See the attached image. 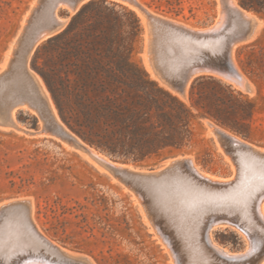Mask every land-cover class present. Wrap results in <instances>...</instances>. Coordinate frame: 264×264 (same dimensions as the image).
Segmentation results:
<instances>
[{
	"label": "rangeland",
	"instance_id": "rangeland-1",
	"mask_svg": "<svg viewBox=\"0 0 264 264\" xmlns=\"http://www.w3.org/2000/svg\"><path fill=\"white\" fill-rule=\"evenodd\" d=\"M140 1L149 10L179 21L181 24L176 26L188 36L207 35L208 30L220 25L214 30L220 35L217 37L220 45L216 55L222 60L226 57L225 44L229 37H237L241 32L248 33V36L244 38H237L229 54L231 64L236 66L244 77L245 86L224 77L216 68H205L192 76L183 93L185 95H181L154 74L147 55L143 54L144 45L149 43L155 59L172 77L182 75L191 60L204 57L207 53L198 50V47L202 48L198 44L193 49L175 43H159L156 46L154 44L155 30L150 26V36H148L147 27L145 34L146 21L143 17L124 0L116 1L119 5L135 11L139 16L142 32L136 44L135 58L146 67L151 77L157 80L160 86L187 100L195 76L211 73L256 101L258 111L254 125L258 127V135L255 138L261 136L264 141V14L243 8L240 0L234 1L242 10L256 18L254 22L244 23L235 16L229 9L228 0ZM46 5L49 6L46 7ZM67 8L70 9L66 0H40L39 2L37 0H0V217L4 216L1 213H5L10 207L20 209L22 201H32V215L39 231L72 256L71 261L58 260V263L53 264H106V260L113 264H177L174 253H170L171 246L167 245L159 232L161 223L163 222L162 225L166 223L164 227L169 229L168 231L175 238L177 236L176 243L186 255V248L183 245L185 242L181 238L183 235H180V228L177 227V219L166 211L157 189L152 186H148L149 190L136 188L134 182L139 181L138 179L131 181L130 188L125 186L83 150L59 136L55 132V124L49 114L39 112L37 108L38 98L36 94H32L25 76L26 63L38 76L56 115L68 128L59 114L46 83L33 66L35 52L44 41L35 48L41 41L38 40L30 51L36 34L45 23L54 18L55 10L62 16L69 15L68 25L75 11L70 9L71 13H69ZM243 25H251V28ZM248 28L250 31H247ZM55 32L45 35L42 39ZM20 35V47L18 53H14V43ZM10 58L14 61L9 67ZM225 64L228 65V63ZM5 104L10 106V110L5 107ZM13 109L18 124L11 123L9 119ZM207 123V120H204L203 133L193 148L135 163L134 167L147 170L158 169L165 166L166 158L186 154L203 173L217 179L232 177L235 173V164L226 152V148L218 143L208 130ZM27 127H41V131L33 132ZM250 141L264 146L261 142ZM129 166L132 165L129 164ZM5 217L1 218L3 220L0 219L2 222L0 237L4 233L2 226L4 221L6 223ZM202 229L200 228L201 231ZM211 234L217 244L230 251L245 255L250 248V254H253L255 250L254 255L258 253L256 244L258 239L254 241L247 235L248 233L234 226L214 224ZM180 239L183 241L178 242ZM18 241L15 244L18 252L16 251L12 256L13 264H21V261L30 258L35 259L31 261L34 264H52L42 258L47 260L51 258L49 261L57 262L38 241L30 238ZM245 247L246 249L241 251ZM252 254L251 258L254 256ZM37 257L41 258L36 259ZM261 264H264V260Z\"/></svg>",
	"mask_w": 264,
	"mask_h": 264
},
{
	"label": "trees",
	"instance_id": "trees-1",
	"mask_svg": "<svg viewBox=\"0 0 264 264\" xmlns=\"http://www.w3.org/2000/svg\"><path fill=\"white\" fill-rule=\"evenodd\" d=\"M240 3L264 14V0ZM141 32L135 11L116 1L89 0L37 48L33 66L66 125L134 163L193 148L206 119L264 144L255 138L256 101L231 84L198 75L187 100L160 86L135 58Z\"/></svg>",
	"mask_w": 264,
	"mask_h": 264
},
{
	"label": "bare ground",
	"instance_id": "bare-ground-1",
	"mask_svg": "<svg viewBox=\"0 0 264 264\" xmlns=\"http://www.w3.org/2000/svg\"><path fill=\"white\" fill-rule=\"evenodd\" d=\"M124 1L134 8L146 21L145 16L141 13L138 5L133 0ZM227 3H229L231 7H229L230 11L235 14V16L239 17L244 23H247V21H249V23L250 21L254 22L256 20L253 15L249 14L245 10H242V8L239 7L237 5L238 3L236 4L234 0H228ZM48 6L46 5V7ZM70 9L72 10V8ZM149 12L151 14V29L153 28L156 32L154 41L156 46H158L159 43H175L179 46H185L193 49L195 45L198 44L202 47L201 49L198 47V50H202L207 53L204 57L194 58L191 60L186 67V71L182 73L183 75L191 67H194V71L189 76L186 87L192 76L197 71L200 72L201 69L205 68H216L224 77L232 81H238L245 86L246 81H244V77L237 70L236 66L231 64L229 59L232 46L237 40L236 37H229L227 40V43L225 44L226 57L225 60H222L216 55L220 45L217 37L220 35H218L219 32L214 30L219 28L220 25L208 30L207 32H209V34L207 35L192 34L188 36L180 31L176 26L177 24H181L179 21L173 20V18L169 19L168 17L166 18L161 16L152 10H149ZM53 17H57L56 10L53 13ZM246 27L251 28V25ZM249 28L247 31H250ZM55 31L56 30H50L45 33L44 36ZM31 50L32 48H30V51ZM210 61L224 64L228 63L231 68H223L207 64V62ZM24 71L32 94H36L38 98L37 108L39 112L42 111L49 114L51 119L54 121L55 132L70 142L73 146L83 150L86 155L90 156V158L103 169L104 167L96 160L97 158L104 160L109 164L117 165L105 154V156L102 155V152L95 147L90 146L86 141L62 124L56 115L51 100L44 90L38 76L27 63L24 66ZM5 107L8 106L5 104ZM9 107L8 110H10ZM14 113V109L11 110L9 119L11 123L18 124L15 120ZM5 119L9 120L6 117ZM17 129H19V127H17ZM228 133L231 137H233V141H229V145L225 146L226 152L235 164V173L230 178L217 179L209 174L203 173L196 167L191 157L188 158L187 156L186 163H175L153 171L127 165L135 170L129 174V179L132 182L136 179L139 180L134 182L136 188H140L142 190H149L148 186L156 188L158 196L166 211L177 219L179 225H177V227L180 228V235H183L181 238H183L185 242L183 245H185L184 248H186L185 251L187 256L185 255V252H182L179 249L180 245L178 246L176 243L177 236L175 238L168 231L169 229L167 230L166 227H164L166 223L162 225V222L159 226V232H161V236L164 237V241L167 245L171 246L172 251L170 252L169 250V252L174 253L177 259V264H261L264 260V239H259L264 237V148L251 144L235 134L230 132ZM97 150L102 154H100ZM166 164H168V160H165V165ZM21 204L20 209L12 208V210L10 207V209H7L5 213L2 212L3 210L1 211V215L3 214L4 216H1L0 219L6 216V223L5 221L3 222L4 224L2 226V230H4V233L0 237V264H13L12 256L16 253V251L18 252V248H16L15 244L19 242V239L28 238L38 241L50 252L52 258L57 261L51 262L49 261L51 258L48 260L47 258H42L48 263H58L62 260L71 261L72 256L66 250L58 245H55L39 231L32 215V201L24 200ZM162 221H164V219ZM217 223L234 226L241 231L248 233L247 235H249L254 241L258 239L256 243L258 253H255L256 255H254L255 250L253 254L251 253L252 256L254 255L251 258V254L249 253L250 248L247 250L245 255H243L244 253H236L217 244L211 234L212 226ZM0 224H2V222H0ZM200 228H203L202 231ZM181 240L182 239L178 242H181ZM38 258L41 257H37L36 259ZM32 260L35 259L30 258L20 261L22 262L21 264H34V262H31Z\"/></svg>",
	"mask_w": 264,
	"mask_h": 264
},
{
	"label": "water",
	"instance_id": "water-1",
	"mask_svg": "<svg viewBox=\"0 0 264 264\" xmlns=\"http://www.w3.org/2000/svg\"><path fill=\"white\" fill-rule=\"evenodd\" d=\"M37 1L39 2L40 0H37ZM66 1H67L68 5L70 6V8H72V10H75V13H77L82 8V6L86 2H88L89 0H86V1L85 0H66ZM116 1H119V0H116ZM133 1L138 5L139 10L141 11V13L146 18L145 34L147 33V27H148V36H150V16H151V14H150L148 8L146 6H144V4L140 0H133ZM242 7L245 8V9H248V8H246L244 6H242ZM68 12L71 13V10L68 9ZM68 17H69V15L62 16V14H60V12L58 11L57 12V17H54L50 22L45 23L42 26V28L40 29V31H38V33L36 34V36L34 38V41L32 42L31 48H33L34 44H36V42H38V40H41V41L39 43H37L35 48H37L41 44V42H43L46 39H48L49 37H51L52 35L48 36L45 39H42V36H44V34L49 32L50 30H56V32L54 34L59 33L62 30H64L67 27V18ZM246 36H248L247 32H244V33L241 32L239 35H237L236 38H244ZM20 40H21V35L18 36L17 40L14 43V48H13V52L14 53H18V49L20 47ZM143 54L147 55L149 63L151 65V67H152V70H153L154 74L157 77H159L160 79H162L165 82H167V85L170 88L176 90L181 95H185L183 93L185 91L186 83H187L188 78L191 75V73H193L194 67H191L189 70H187L186 73H184L183 75H180L179 77H172L169 74H167V72L165 71L164 67H162L160 62H158L155 59L149 43L144 45ZM13 61H14L13 58H10V60L8 62V66L9 67L13 64ZM207 64H212L213 66H218V67H223V68H231L230 65H227V64H224V63H220V62H215V61L207 62ZM201 65H203V64H201ZM198 75H201V74H198ZM198 75H196L195 77H197ZM206 120L208 122L207 123L208 124V130L215 137L217 142L220 143L224 147L229 145V141H233V137H231V135L228 133V132H230L232 134L240 136L243 140H245V141H247V142H249L251 144H254V145L258 146V147L264 148V146L256 144V143L250 141L249 139H247V138H245V137H243L241 135H238L237 133L227 129L226 127L216 123L213 120H210V119H206ZM68 128L74 134H76L77 136L82 138L79 134H77L75 131H73L69 126H68ZM28 130H31L33 132H39V131H41V127L28 128ZM87 143L90 146L95 147L94 145L90 144L89 142H87ZM95 148L98 149L103 154H105L107 157H109L112 161H114V162L119 164V165H112V164H109V163L105 162L104 160L99 159V158L96 159L104 167V169L107 170V172L111 173L113 175V177H115L117 180L122 182L125 186L130 188L129 186L131 185V180L129 179V174L132 173L135 170H134V168H130L127 165L131 164L132 166H135V163L133 161H131V160H122V159L116 158L115 156H113L109 152H106V151H104V150H102L100 148H97V147H95ZM165 160H168V164H166L165 166H169V165H172V164H175V163H186L187 158H186V154H180V155H176L174 157L166 158ZM153 170H155V169H150L149 171H153ZM245 249H246V247L243 250H241V251H244ZM238 251H240V250H238Z\"/></svg>",
	"mask_w": 264,
	"mask_h": 264
}]
</instances>
